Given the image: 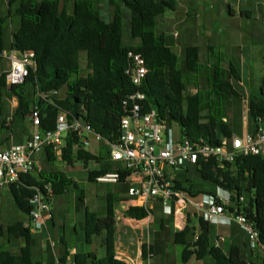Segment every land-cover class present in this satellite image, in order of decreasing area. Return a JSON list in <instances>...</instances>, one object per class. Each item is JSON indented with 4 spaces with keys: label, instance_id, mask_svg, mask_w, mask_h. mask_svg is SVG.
<instances>
[{
    "label": "trees",
    "instance_id": "obj_1",
    "mask_svg": "<svg viewBox=\"0 0 264 264\" xmlns=\"http://www.w3.org/2000/svg\"><path fill=\"white\" fill-rule=\"evenodd\" d=\"M71 1L72 11L69 10ZM96 1L8 0L10 13L20 20L19 30L13 35L12 49L18 53L33 51L36 67L30 70L26 83L21 86L8 88L6 74L0 77V127L8 123L5 95L14 96L18 101L14 120H28L31 109L37 108L43 131L55 127L61 110H72L76 114L83 103L86 120L94 130L105 139L115 141L119 137L123 102L129 95L140 91L146 97L144 112L158 111L162 119L177 126L180 134L191 142L205 139L212 145H219L220 136L231 138L232 129L223 120L228 117V104L238 97L234 82H240L241 75L232 64L225 65L223 52L221 54L216 48L209 46L207 57L202 60L196 46L186 47L180 55L168 45L164 20L167 12L176 11V1L108 0L114 9L111 21L101 17L95 8ZM124 10L130 12L129 43L124 38ZM4 50V35L0 29V57ZM82 52L87 54L89 70L88 76L83 78L79 76ZM131 52L142 55L148 69L141 88H137L126 75L131 65ZM201 78L206 80V89L186 96L187 86H197L196 82ZM28 86L40 94L37 103L26 93ZM65 88V99L54 98L55 93ZM249 116L257 123L264 119V87L260 95H251ZM75 144H78L76 140L68 141L63 156L67 166L76 162L83 163L86 169L91 163L103 165L99 171H87L89 182L96 183L98 177L113 171V164L81 146L71 156ZM54 161V154L47 151L45 162L52 166ZM195 171L206 183L250 196L245 209L264 243V157L238 158L234 164H225L222 168L209 161L201 170ZM21 180L23 184L12 186L10 193L19 211L28 216L32 209V187L50 182L56 197L64 195L68 189H77L73 180L53 168L39 174L23 175ZM177 185L187 189L191 195L199 193L192 192L191 185L183 187L182 182H177ZM116 201L111 196L108 198L105 217L86 211V243L90 245L93 237H99L105 247V257L98 260L93 254H79L74 264H127L115 255ZM148 215L149 211L132 206L127 210V216L136 220L146 219ZM190 231L198 237L193 243L186 241ZM211 232L212 225L199 218L198 228L191 227L189 223L177 234V243L185 247L182 255L185 263L191 259L202 261L211 257L215 264H264V258H259V255L256 257L258 260H248L238 246H232L225 254L212 245ZM0 239V264H38L33 258L32 231L23 222H16L5 229L0 226ZM13 240L24 243L18 254H14L5 243Z\"/></svg>",
    "mask_w": 264,
    "mask_h": 264
},
{
    "label": "crops",
    "instance_id": "obj_2",
    "mask_svg": "<svg viewBox=\"0 0 264 264\" xmlns=\"http://www.w3.org/2000/svg\"><path fill=\"white\" fill-rule=\"evenodd\" d=\"M3 4L6 10L3 8ZM14 10L15 8H13V12ZM169 13L172 15V20L165 24L167 43L180 55L189 46H196L200 49L202 60L207 57L209 46L218 49L221 54L222 46L232 52L231 57L225 56V65L232 64L238 70L241 81L236 83L243 92L234 83L238 97L233 98L228 104L227 121L233 136L245 137L252 133L251 127L247 126L248 119L250 122L249 99L251 95H260L264 87V0H237L234 7L224 5L221 12L223 19L220 22L214 21L208 12L203 15L191 13L187 5H179L178 2H176V11H169L165 16ZM19 27L20 20L10 13L8 0H0V29L3 31L5 44L4 54L0 57V77L11 68V62L7 56L9 54L19 56L18 52L12 49L13 35L19 30ZM4 98L7 100L8 96L5 95ZM234 99L242 101L241 121L243 125H241L239 133L233 128L229 117V109L235 105ZM13 102V107L17 108L16 97L13 98ZM20 121L14 120V116H12L11 124L7 123L5 127H0V146L9 147L20 144L27 137L30 124L24 119H20ZM76 163L71 166L66 164L51 166L45 162L44 158L45 171L53 168L63 172L73 180L77 189L71 188L62 196H54L52 200L53 216L45 220L43 230L30 228V216L19 211L12 200L13 198L0 197V226L5 229L16 222H23L25 227L30 228L34 239L33 258L35 263L74 264L75 257L79 254H93L98 260L103 259L105 255L100 257L99 248L102 246V240L99 237H93L90 245L86 243V211L90 210L99 217H105L108 198L111 196L117 200L114 205L117 230L115 255L117 259L127 264H143L144 258L150 251L153 254L151 264H215L211 257L202 261L191 259L188 263L182 259L185 247L177 243L176 237L183 231V221H185V225L190 223L191 227L198 228V218L191 216L194 215V208L187 209L190 216L186 219L183 218V213L186 211L182 213L181 209L175 205L163 207L156 199L130 196L129 186L126 183H91L87 171H99L103 165L91 163L94 168L90 170L84 167L85 174L82 173L78 176L76 172H72L76 169ZM179 180L184 181L180 178ZM186 182L188 186H193L188 180ZM96 184L114 186L112 192L103 191L101 206H98L97 188L95 187L93 192L88 194L82 187ZM216 188L214 185L204 182L200 192L194 189L192 192H199L198 194L201 196L203 193L215 192ZM191 196L195 197V195ZM131 206L149 211L148 217L143 220L128 217L127 210ZM222 237L224 242L220 244L219 248L225 254L232 246L240 247L247 259L248 253L255 254V257L260 253L252 252L249 249L246 235L236 224L218 225L215 232L212 226L211 243L214 247H216L215 243L218 238ZM1 243L2 239H0ZM5 243L14 254H18L24 245L22 240H13L9 244L5 241ZM13 247L15 250H12Z\"/></svg>",
    "mask_w": 264,
    "mask_h": 264
},
{
    "label": "built area",
    "instance_id": "obj_3",
    "mask_svg": "<svg viewBox=\"0 0 264 264\" xmlns=\"http://www.w3.org/2000/svg\"><path fill=\"white\" fill-rule=\"evenodd\" d=\"M9 54L11 68L6 73L8 88L24 85L30 70L36 67L35 53L27 51ZM130 67L127 77L141 88L148 74L145 60L140 54L131 52ZM40 98V94L37 93ZM58 93H55L57 95ZM54 95V96H55ZM145 95L137 91L123 102V117L120 120L119 137L110 141L99 135L86 120V109L83 103L77 113L72 110H61L55 127L42 130V118L37 108H32L28 116L29 135L20 143L9 147L0 146V196L10 192L12 186L23 184L21 176L44 172V158L47 151L55 156L52 166L66 164L63 158L70 139L76 140L72 155L81 146L85 150L102 157L115 168L97 178V182L129 186L133 197L156 199L163 207L175 205L183 213V218L190 216L188 208H194V217L202 218L212 226L236 224L246 235L249 249L252 252H264L259 231L246 212V193L239 195L237 190L217 187L215 192L203 193L201 200L195 202L194 196L184 188H179L178 172L193 167L201 170L203 164L214 161L218 167L234 164L238 158L248 156L264 157V119L258 123V129L245 137L220 136V144L212 145L205 139L193 143L182 136L177 126L162 119L156 110L144 112ZM54 104V102L49 101ZM228 123L227 118L223 120ZM94 147L97 152L91 151ZM222 181V179H221ZM183 187H186L183 184ZM34 193L30 198L32 206L30 228L43 230L44 222L53 216L52 200L54 188L52 183L44 182L42 186L32 187ZM182 222L183 230L186 228ZM198 237L195 234V240ZM224 242L218 238L216 248ZM153 254L148 252L143 264H151Z\"/></svg>",
    "mask_w": 264,
    "mask_h": 264
},
{
    "label": "rangeland",
    "instance_id": "obj_4",
    "mask_svg": "<svg viewBox=\"0 0 264 264\" xmlns=\"http://www.w3.org/2000/svg\"><path fill=\"white\" fill-rule=\"evenodd\" d=\"M175 1L178 2L179 5L180 4L187 5L190 8L191 13L193 12L194 14L197 13L198 15H203V14H206L208 12V14L210 16H212L213 17L212 19L216 22H220L223 19V14L221 17V12H222V8L224 7V5H232L234 7L237 3V0H175ZM3 8H5V10H6V7L4 4H3ZM95 8L99 11L101 17L104 20H106V21L112 20V18L114 16V9H113V7L110 6L108 0H97L95 2ZM72 9H73V1H71L70 5H69V10L72 11ZM170 14L171 13H169V15L165 16L164 26H165L166 22H168V23L171 22V20H172L171 16L172 15H170ZM124 21H125L124 38H125L126 43H129L131 41V38L129 36L130 12L128 10H124ZM221 51L223 52L224 56H226L227 58L229 56L230 57L232 56V54H231L232 52L228 51V49L223 47V46L221 47ZM80 61H81L82 70H81V73L79 76L83 78V77L88 76V73H89V70L87 68V54L85 52L81 53ZM205 82H206V80L201 78V80L196 82L197 86L191 85V84L188 85L186 96L187 95H194V94L198 93V91L206 89ZM234 83L236 86H238V84L236 82H234ZM238 88L241 92H243L241 90V87L238 86ZM26 93L28 94V96L31 99H33V101H35L36 103L38 102L39 95L34 92V89L31 86L26 87ZM5 94H7V91H5ZM66 96H67V91L65 88L62 91H60V93L55 95L54 98H56L58 100H63L66 98ZM13 98H14V96H8V98L6 100L5 115L7 118H9V121H7L8 123H10L12 121V116H13L15 109H16L15 107H13L14 105H12V103L14 104ZM233 102H235V105H232V107H230L229 117H230V121H231L233 128L235 129L236 132L239 133L241 130V125H243V122L241 121L242 120V114H243L242 101H238L237 99H234ZM233 102H232V104H233ZM16 120L18 122H21L20 119H18V118H16ZM26 122L28 124H30L29 120H27V119H26ZM247 126L249 128L251 127V123L249 122V119L247 121ZM29 132H30V126H29ZM29 132H28L27 136L29 135ZM94 148L96 150L92 149V151L94 153H96L97 148L96 147H94ZM76 164H77L76 169L72 172H76V174L78 176H80L82 173H84V165L81 162H77ZM88 168L91 170L94 168V165L89 164ZM113 168H115V166H113ZM177 177L184 180V181H182V180L181 181L186 187H190V185L188 186L187 182H186V180H188L193 185L192 186L193 189L196 191H199V192L201 191V187L204 184V181L201 179V177L199 176V174L197 173V171H195V168H193V167H189L187 171L183 170V171L178 172ZM87 186L85 185L82 187L86 191V193H88V194H90V192L92 193L93 190L95 189V187L97 188L98 197H99L98 206L99 205L101 206V204H102L101 198L103 196L102 195L103 191H105V192L111 191L112 192L114 190V186H111L109 184H102V185L96 184V185H90V187H87ZM1 196H9V198H12L10 192H5ZM249 197L250 196L248 194H246L247 201L249 200ZM201 198H202V196H199V194L197 196L195 195V197H193V199H195V202H198L199 200H201ZM95 201L97 202V200H95ZM96 206H97V203H96ZM154 213L156 214V212H154ZM216 229H217V227L213 226L214 232ZM4 239H6V238H4ZM14 246L16 247V245H14ZM15 247H13L12 250H15ZM227 248H228V246H227ZM99 252H100V257L106 255L105 247L101 246L99 248ZM258 255H259L258 256L259 258H264V252H260ZM247 257H248V260H250V261L258 260V258L255 257V254H252V253H250V254L248 253Z\"/></svg>",
    "mask_w": 264,
    "mask_h": 264
},
{
    "label": "water",
    "instance_id": "obj_5",
    "mask_svg": "<svg viewBox=\"0 0 264 264\" xmlns=\"http://www.w3.org/2000/svg\"><path fill=\"white\" fill-rule=\"evenodd\" d=\"M250 122H251L252 133H254L258 129V123L256 122V119L253 117L250 118ZM186 241L187 243H193L195 241V232L190 231L186 236Z\"/></svg>",
    "mask_w": 264,
    "mask_h": 264
}]
</instances>
